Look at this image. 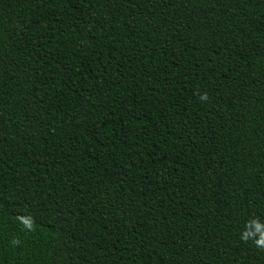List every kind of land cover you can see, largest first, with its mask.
<instances>
[{
    "label": "trees",
    "instance_id": "1",
    "mask_svg": "<svg viewBox=\"0 0 264 264\" xmlns=\"http://www.w3.org/2000/svg\"><path fill=\"white\" fill-rule=\"evenodd\" d=\"M0 264H264V0H0Z\"/></svg>",
    "mask_w": 264,
    "mask_h": 264
},
{
    "label": "clouds",
    "instance_id": "2",
    "mask_svg": "<svg viewBox=\"0 0 264 264\" xmlns=\"http://www.w3.org/2000/svg\"><path fill=\"white\" fill-rule=\"evenodd\" d=\"M202 99H204L205 97H201Z\"/></svg>",
    "mask_w": 264,
    "mask_h": 264
}]
</instances>
